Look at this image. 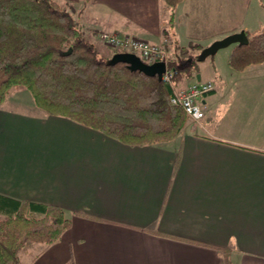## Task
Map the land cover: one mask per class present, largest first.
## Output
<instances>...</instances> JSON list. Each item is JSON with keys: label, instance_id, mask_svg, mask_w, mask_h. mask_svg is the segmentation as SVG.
<instances>
[{"label": "crops", "instance_id": "0c3cea01", "mask_svg": "<svg viewBox=\"0 0 264 264\" xmlns=\"http://www.w3.org/2000/svg\"><path fill=\"white\" fill-rule=\"evenodd\" d=\"M57 1L93 44V28L167 47L175 37L193 42L182 64L224 34L264 29L259 0L246 3L258 16L225 33L190 26L188 10L184 17L206 0L179 3L171 31L164 0ZM213 1L233 12V0ZM232 48L202 58L176 85L211 81L214 89L200 97L204 117L189 118L169 141L126 144L47 113L24 90L0 105V193L58 205L71 220L30 264H264V62L236 70Z\"/></svg>", "mask_w": 264, "mask_h": 264}, {"label": "trees", "instance_id": "16d2710c", "mask_svg": "<svg viewBox=\"0 0 264 264\" xmlns=\"http://www.w3.org/2000/svg\"><path fill=\"white\" fill-rule=\"evenodd\" d=\"M164 1L171 31L176 7L184 0ZM245 31L248 42L233 44L228 56L229 65L239 71L264 62V29ZM174 46L169 52L174 68L170 83L126 62L110 63L118 51L87 39L74 14L57 0H0V105L13 89L24 87L47 113L69 117L126 144L172 140L190 118L172 102V95L176 85L195 76L201 61L200 54H192L182 64L175 49L188 48L177 41ZM70 225L58 205L0 193V264H22L19 252L28 240L51 244Z\"/></svg>", "mask_w": 264, "mask_h": 264}, {"label": "built area", "instance_id": "2783aa9c", "mask_svg": "<svg viewBox=\"0 0 264 264\" xmlns=\"http://www.w3.org/2000/svg\"><path fill=\"white\" fill-rule=\"evenodd\" d=\"M99 39L116 51H131L137 53L145 62L164 61L166 71L163 79L172 83L174 68L169 66V49L164 44L153 43L147 39L130 34L122 35L118 32L103 31L98 35ZM214 89L211 81H195L180 89H175L172 102L180 105L188 116L194 120L204 117L205 111L200 97Z\"/></svg>", "mask_w": 264, "mask_h": 264}, {"label": "rangeland", "instance_id": "374dc122", "mask_svg": "<svg viewBox=\"0 0 264 264\" xmlns=\"http://www.w3.org/2000/svg\"><path fill=\"white\" fill-rule=\"evenodd\" d=\"M247 1L248 0H233V6H232L233 12L231 14L225 15V13H224L225 9L221 6H219L218 3H214L213 0H206V1L201 2V6L198 8L186 7L184 9V11H185L184 17L187 16L186 10H188L190 12V16L188 18L189 19L188 23H190V26L192 25V23H195L196 27H198V28H201L202 25L204 27L206 26V27H211V28L213 26H217V29L221 33H225L224 31H226L228 29H231L234 27H239L241 25L242 21L244 20V18H246L247 16L250 19L252 17L258 16L257 11L254 10V6L249 5V8H248V6L246 4ZM250 1L256 3V0H250ZM259 1L264 3V0H259ZM60 4L62 5L63 8L71 11L72 8L70 6L66 5L65 3H60ZM93 31H94V33H96V40H95L96 44L95 45H97L98 47H104L107 50H114L112 47H109L107 44H105L104 42H102L99 39V37H98L99 34L97 33L98 32L97 28H93ZM220 35H222V34H220ZM224 35L226 36L228 34H224ZM86 38L88 39V37H86ZM221 38H222V36H221ZM174 41H177L178 44H180V41L177 40L176 37H175ZM232 46H233V44L221 48L219 53H218V57L222 56V54H226V52H228V50L231 49ZM174 47L175 46L172 43L170 45V47H167V48L170 49L169 52L172 53L174 50ZM182 47H184V46H182ZM193 47H195V44L193 46V42H192V44H190L189 47H186V48H188L187 51L182 52L181 50H179L177 48L175 49V51L178 55L183 54V57H184V54L189 53V51ZM19 90H24V92H26V94H28V96H32L31 92L24 87H18V88L13 89L10 95H15ZM39 245L42 246L44 244L33 241V240H28L26 242L25 246L19 252L22 264H30L31 263L32 258H33L32 254L35 252V248L38 247Z\"/></svg>", "mask_w": 264, "mask_h": 264}, {"label": "water", "instance_id": "95a60500", "mask_svg": "<svg viewBox=\"0 0 264 264\" xmlns=\"http://www.w3.org/2000/svg\"><path fill=\"white\" fill-rule=\"evenodd\" d=\"M249 40L245 30L237 31L224 36L223 38L213 41L209 46L205 47L200 55V58H206L215 54L220 48L229 46L235 43H247ZM72 48L65 51L68 54ZM119 61L128 63L129 67L133 70L139 69L148 75H157L163 79V74L166 71V63L164 61H155L152 63L145 62L137 53L131 51H118L110 59V63L115 64ZM200 78V74H198Z\"/></svg>", "mask_w": 264, "mask_h": 264}]
</instances>
